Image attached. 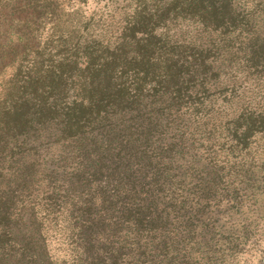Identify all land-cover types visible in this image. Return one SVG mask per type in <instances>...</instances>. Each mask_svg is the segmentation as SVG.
<instances>
[{"label":"trees","instance_id":"1","mask_svg":"<svg viewBox=\"0 0 264 264\" xmlns=\"http://www.w3.org/2000/svg\"><path fill=\"white\" fill-rule=\"evenodd\" d=\"M255 3L261 22L264 0ZM174 6L181 19L217 34L213 39L241 36L249 53L264 52V33L248 34L251 16L235 0ZM168 11L154 15L164 19ZM211 50L164 58L150 73L138 65L151 58L106 57L88 62L69 86L63 71L48 72L44 86L27 78L0 110V264L233 263L249 237L221 233L222 216L238 197L227 194L232 183L224 166L204 163L208 153L195 147L190 122L199 105L188 86L217 75L207 62ZM231 123L228 136L240 131L246 149L255 117L241 113ZM41 129H52V144L63 151L44 157L36 177L26 163L5 169L19 139L20 150ZM201 130L195 132L204 139ZM54 239L64 248L61 259L48 247Z\"/></svg>","mask_w":264,"mask_h":264},{"label":"rangeland","instance_id":"2","mask_svg":"<svg viewBox=\"0 0 264 264\" xmlns=\"http://www.w3.org/2000/svg\"><path fill=\"white\" fill-rule=\"evenodd\" d=\"M174 2L0 0V110L22 90L28 77L41 80L40 86H44L43 79L51 70L70 75L69 86L77 74H84L88 62L100 63L106 57L122 55L127 61L133 57L151 58L150 65H138L150 73L164 58L183 54L196 57L194 51L211 47L207 62L217 75L212 78L208 74L203 85L198 80L188 86L192 102L199 105L198 113L190 119L192 127L197 133L201 129L207 133L203 139V135L198 137L193 132L195 147L199 153H208L204 163L224 166L232 183L227 194L238 197V205L222 216L225 227L221 233L249 239L239 242L232 264H264V52L249 53L241 44L245 43L241 36L235 40L213 39L217 34L204 31L192 20L181 19L179 8L171 7ZM235 3L251 16L248 34L263 35L264 20L260 22L258 17L255 22V0ZM167 7L170 11L164 19L154 15ZM186 109L183 107L181 113ZM241 113L255 117V135L244 150L238 142L240 131L234 137L228 136L235 124L231 121ZM51 135L52 129L32 132L30 138H24L28 143L20 150L19 139L5 169H9L8 164L20 167L26 163L34 170L29 173L36 177L44 157L51 159L63 151L60 145L52 144ZM34 147L36 150L29 151ZM31 223L26 221V227L30 228ZM48 247L54 258L61 259L64 248L58 240Z\"/></svg>","mask_w":264,"mask_h":264}]
</instances>
